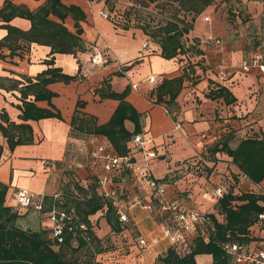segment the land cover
<instances>
[{"label": "crops", "instance_id": "crops-1", "mask_svg": "<svg viewBox=\"0 0 264 264\" xmlns=\"http://www.w3.org/2000/svg\"><path fill=\"white\" fill-rule=\"evenodd\" d=\"M12 1L36 10L47 0ZM62 1L65 5H77L85 11L86 18L80 24L86 49L74 54L55 53V64L67 74L80 72L86 78L49 85L57 93L52 103L61 111L63 119L49 117L28 121L34 130L33 143L17 145L11 151L0 132V143L5 146L0 159V181L9 186L5 203L19 210L20 227L52 230L47 211L36 210L33 205L18 207L15 196L19 189H29L40 195L43 201L47 196L60 197L69 180L88 185L95 178L98 179L95 173L102 172L92 167L91 151L98 144L114 148L112 143L103 135H71V120L79 100L86 104L82 111L96 116L99 124L110 120L119 101L112 98L101 100L94 92L105 78H110L111 88L118 92L131 86L127 99L143 114L142 135L145 139L144 145L137 148L132 140L129 142V156L135 169L115 175L106 187L115 188L126 200L136 194L144 197L147 190L140 172L148 164L147 169L152 176L167 180L164 182L170 198L176 199L184 208L216 213L219 220H223L215 208L220 198L215 194L217 188L221 187L223 194L230 188L236 193L256 191L255 183L243 176L231 156L224 152L213 156L208 151L210 146L228 134L233 136L229 142L233 148L244 138L264 134V89L261 79L256 71L246 78L236 76L247 50L239 46L203 45L201 54L191 55L192 77L184 82L177 97L179 109L175 112V119L165 104L154 102L151 91L164 78L183 73L188 62L186 55L180 54L173 59L162 57L159 43L150 39L142 29H123L111 19L101 16L100 10L107 8L100 0ZM4 2L0 0V8ZM211 9L209 7L197 18L193 30L187 35V45L194 38L207 34L211 19L206 18H210ZM50 18L60 21L54 15ZM10 24L25 31L31 27V21L21 16L13 18ZM65 25L76 33V20L72 16L66 18ZM7 33V29L0 28V40ZM144 43L147 45L144 46ZM90 46H95L96 52L106 53L107 62L92 64L91 58L95 53ZM50 51V46L32 43L30 48L18 49L10 55V49L4 47L2 57L0 55V83L10 85L19 81L22 86L28 78L35 80L47 68L44 60L49 58ZM221 64L230 66L224 81L218 79ZM150 78H155V81ZM220 83L235 95L234 102L226 104L222 98L207 96L209 90ZM20 96L16 89L0 88V112L5 109L11 120L16 122H23L20 119L21 110L17 107L22 103ZM37 104L40 107L50 106L47 100L38 101ZM125 125L130 131L134 129L131 120H126ZM146 150H155L156 157L147 160ZM200 165H204L207 171L201 170ZM207 168L212 171L209 173ZM131 207L126 210L128 220L122 223L120 232L112 230L104 212L90 216L92 230L100 240V244L92 246L89 251L93 260L102 264H154L157 257L172 246L161 233L168 220L167 214L150 212L147 220H141ZM200 232V229L189 231L186 241L191 244ZM252 236L254 239L248 246L256 251L264 250V222L252 227ZM141 238L149 242L156 238L157 241L142 248L139 243ZM196 260L199 264L213 263L211 254H198ZM229 264L259 263H237L232 260Z\"/></svg>", "mask_w": 264, "mask_h": 264}, {"label": "trees", "instance_id": "trees-1", "mask_svg": "<svg viewBox=\"0 0 264 264\" xmlns=\"http://www.w3.org/2000/svg\"><path fill=\"white\" fill-rule=\"evenodd\" d=\"M216 0H172L175 12H182L181 17L175 16L159 23L154 28L140 26L150 39L159 43L161 56L173 59L180 54L187 57V66L183 73L173 78H164L162 82L151 91V97L158 104H165L169 113L176 119L175 112L179 109L177 97L183 89L184 82L191 78L193 64L191 55L201 54V46H216L215 43H202V36L196 37L187 45V35L193 30L197 18L205 12ZM110 11V10H109ZM54 15L60 21L50 18ZM21 16L31 21L28 30H22L10 24V21ZM68 16L76 20L77 32L73 33L65 25ZM86 18L85 11L76 5L67 6L62 0H47L36 10H30L25 5H17L12 0H5L0 8V19L3 21L0 28L7 29V35L0 40V55L2 49H10L13 55L18 49H28L32 43L51 47L49 58L44 60L47 68L39 73L35 80L27 79V83L20 86L19 81L10 85L0 83V88L18 90L21 93L20 119L23 122L11 120L8 112H0V132L5 139L6 146L13 151L17 145L31 144L34 142V130L30 120L56 117L63 119L61 111L52 103V98L57 93L49 88L54 82L63 81L70 83L77 79H85L82 74H67L55 64V53H71L86 49L80 34L83 29L80 21ZM117 25L115 14L110 18ZM123 29L135 28L125 24L118 26ZM262 43L259 36L253 52ZM219 46V45H218ZM248 52V53H249ZM106 54V53H104ZM107 56V55H106ZM107 62V61H106ZM110 78H105L94 92L100 99L112 98L119 101L110 120L99 124L96 116L82 111L85 102L79 100L71 120V135H103L112 143L120 155H129V142L134 136L143 133V114L127 99L131 86L121 92L111 88ZM207 96L222 98L226 104L236 100L235 95L223 84H215ZM30 96L33 98L29 99ZM47 100L49 107H40L37 102ZM126 120L134 123L130 131L125 125ZM232 134H228L209 147L211 155L218 152L227 153L233 162L254 183L264 179V134L261 137H247L242 139L236 147H231ZM5 146L0 143V159ZM208 169V168H207ZM212 170L208 169L210 173ZM166 179V178H165ZM168 179V178H167ZM167 181V180H161ZM8 184L0 181V264H102L93 260L90 250L92 246L100 244V240L92 230L90 216L97 212H104L112 230L120 232L123 222L117 212V207L110 198L98 192L96 178L91 184L85 185L80 181L69 180L61 196H47L43 199V211L49 212L57 207L67 212L74 211L75 216L63 234V241L59 242L49 229H24L18 224L21 214L18 209L5 203ZM216 211L223 216L219 220L216 213H207L210 222L200 226V234L189 244L188 241L182 248L170 246L167 251L159 255L154 264H199L196 260L198 254H211L212 264H229L233 255L226 249L227 244L248 245L254 237L252 227L259 222H264L260 215L264 214V195L257 191L236 193L233 188L225 192L216 203ZM40 210V211H42ZM166 214V213H165ZM84 223L87 229L80 227ZM89 235L87 240L85 233ZM84 250L89 256L80 258ZM91 256V257H90Z\"/></svg>", "mask_w": 264, "mask_h": 264}, {"label": "built area", "instance_id": "built-area-1", "mask_svg": "<svg viewBox=\"0 0 264 264\" xmlns=\"http://www.w3.org/2000/svg\"><path fill=\"white\" fill-rule=\"evenodd\" d=\"M100 15L105 18L113 16L112 12L108 9L100 10ZM209 20L210 18H206ZM202 43H215L216 45H222L223 40L216 35L202 36ZM147 43H144L146 46ZM107 56L102 52H96L91 62L94 65H102L106 63ZM230 67L226 64H221L218 67V79L224 81L227 78L228 70ZM240 69V70H239ZM237 72V77H242L241 73L250 74L253 69L258 71V75L261 79L262 88L264 89V36L262 37V43L253 51L246 53L241 60L240 68ZM151 81H155V78H150ZM145 139L142 134H138L133 137L132 144L135 148L143 146ZM155 150H146L145 156L147 160L156 157ZM91 165L95 169H101L102 172L95 173L98 177V190L101 195L106 198H110L114 205L117 207V212L120 215V219L124 222L128 220V214L126 212L128 207L135 205L136 203L143 204L150 212L155 214L165 213L168 216L167 222L163 225V237L167 238L173 246L182 248L181 246L186 243V235L189 231L198 229L210 222L207 212H203L196 208H184L181 203L176 199H172L168 195L167 185L165 182L158 180L147 169L143 167L140 172V178L143 181L147 193L144 197L138 194L132 196L129 200H126L124 195L120 194L115 188L106 187L113 181L115 175L124 173L126 170H134L135 166L132 164L129 155H120L114 148H110L105 144H98L91 151ZM244 177L249 178L246 174ZM256 191L264 195V179L258 183H255ZM215 194L219 197L223 195V189L217 188ZM57 197V195L55 196ZM16 203L20 208H28L34 206L36 210H42L43 204L40 200V195L31 192L26 188L19 189L15 196ZM75 216L74 211L67 212L60 208L54 207L48 212V217L52 223V235L62 242L64 237V231L66 228L72 229L69 223L72 222V218ZM166 216V219H167ZM264 218V214L260 215ZM80 227L87 229L86 224L81 223ZM87 240L90 239L87 232L85 233ZM157 241L154 238L151 242L145 238H141L139 243L142 248L147 247L149 243H155ZM226 249L233 255V261L237 263L243 262H255L264 264V250L256 251L248 245L227 244Z\"/></svg>", "mask_w": 264, "mask_h": 264}, {"label": "rangeland", "instance_id": "rangeland-1", "mask_svg": "<svg viewBox=\"0 0 264 264\" xmlns=\"http://www.w3.org/2000/svg\"><path fill=\"white\" fill-rule=\"evenodd\" d=\"M100 1L104 3L105 7L112 14H115L118 26L127 24L135 28H140V26L154 28V26L169 18L175 16L181 17L182 15V12L174 11L172 0ZM248 3H250L251 7L248 6ZM211 8V12L209 13L211 19L209 23L210 29H208L206 35H218L223 40L222 45L239 46L249 52L256 46L257 38L264 36V0H247V2H244V0H216ZM90 48L96 53L95 46H90ZM240 64L238 69L240 68ZM253 71L258 73L255 69L251 72ZM248 75L241 73L243 78H246ZM204 167V165H200L201 170L207 171ZM131 210L137 213L141 220H147L146 217L149 218L151 214L150 210L141 203L133 205ZM161 233L163 235V230ZM88 256L84 250L81 251L80 258L82 261L87 259Z\"/></svg>", "mask_w": 264, "mask_h": 264}]
</instances>
